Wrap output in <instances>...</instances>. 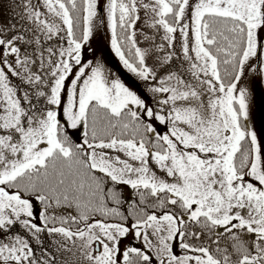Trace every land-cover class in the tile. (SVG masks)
Segmentation results:
<instances>
[{
	"label": "snow or ice",
	"instance_id": "snow-or-ice-1",
	"mask_svg": "<svg viewBox=\"0 0 264 264\" xmlns=\"http://www.w3.org/2000/svg\"><path fill=\"white\" fill-rule=\"evenodd\" d=\"M0 13V264H264V133L242 83L264 78V0ZM98 27L143 92L87 58Z\"/></svg>",
	"mask_w": 264,
	"mask_h": 264
},
{
	"label": "rangeland",
	"instance_id": "rangeland-1",
	"mask_svg": "<svg viewBox=\"0 0 264 264\" xmlns=\"http://www.w3.org/2000/svg\"><path fill=\"white\" fill-rule=\"evenodd\" d=\"M3 18V13H0V19ZM139 28L140 25L138 24ZM89 51L87 58H92L101 61L107 69L116 73L126 83L136 86L139 85L138 91L143 92V86L136 80L123 65L111 50L110 37L106 27H98L94 30L93 36L89 42ZM151 63V61H149ZM247 85L252 94L251 100V116L253 127L258 131V135L264 133V78L255 76L249 73L247 79L242 81Z\"/></svg>",
	"mask_w": 264,
	"mask_h": 264
}]
</instances>
